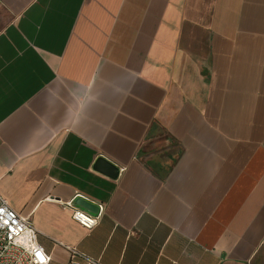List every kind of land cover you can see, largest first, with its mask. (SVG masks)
Listing matches in <instances>:
<instances>
[{
  "label": "crops",
  "instance_id": "crops-1",
  "mask_svg": "<svg viewBox=\"0 0 264 264\" xmlns=\"http://www.w3.org/2000/svg\"><path fill=\"white\" fill-rule=\"evenodd\" d=\"M0 192L50 264H264V0H0Z\"/></svg>",
  "mask_w": 264,
  "mask_h": 264
},
{
  "label": "built area",
  "instance_id": "built-area-1",
  "mask_svg": "<svg viewBox=\"0 0 264 264\" xmlns=\"http://www.w3.org/2000/svg\"><path fill=\"white\" fill-rule=\"evenodd\" d=\"M73 217L85 228L98 224V217L79 209L73 210ZM38 230L29 217L12 207L0 192V264H50L51 254L39 242ZM71 252V261L80 255L78 250L64 245ZM91 264H99L86 259Z\"/></svg>",
  "mask_w": 264,
  "mask_h": 264
},
{
  "label": "water",
  "instance_id": "water-1",
  "mask_svg": "<svg viewBox=\"0 0 264 264\" xmlns=\"http://www.w3.org/2000/svg\"><path fill=\"white\" fill-rule=\"evenodd\" d=\"M95 167L98 170L112 177H117L120 174V168L115 163H113L112 161L108 160L103 156L98 158ZM76 203L78 207H82L88 210H94V207H97V209L99 208L97 204L81 196L76 199Z\"/></svg>",
  "mask_w": 264,
  "mask_h": 264
},
{
  "label": "rangeland",
  "instance_id": "rangeland-1",
  "mask_svg": "<svg viewBox=\"0 0 264 264\" xmlns=\"http://www.w3.org/2000/svg\"><path fill=\"white\" fill-rule=\"evenodd\" d=\"M69 264H91V263H89L86 260L76 259V260H73V261L70 260Z\"/></svg>",
  "mask_w": 264,
  "mask_h": 264
}]
</instances>
